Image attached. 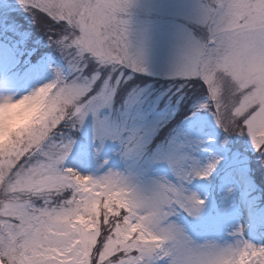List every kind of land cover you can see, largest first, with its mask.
<instances>
[{
	"label": "snow or ice",
	"instance_id": "6c2138e0",
	"mask_svg": "<svg viewBox=\"0 0 264 264\" xmlns=\"http://www.w3.org/2000/svg\"><path fill=\"white\" fill-rule=\"evenodd\" d=\"M20 3L37 21H47L50 42L70 65L94 62L99 75L105 69L113 75L144 70L126 41L128 0ZM201 22L207 35L192 42L178 66L181 82L203 89L219 124L246 133L264 158V0H208ZM48 70L47 63L34 68L37 76ZM91 82L83 75L70 81L56 69L54 79L29 92H46L52 112L0 157V264H145L163 250L167 236L156 230L159 199L135 192L118 176L93 177L64 166L71 142L56 136L84 118ZM9 86L0 79V88ZM213 167L198 174L206 176ZM191 199L189 210L203 203ZM182 264H264V244L240 240L190 250Z\"/></svg>",
	"mask_w": 264,
	"mask_h": 264
},
{
	"label": "rangeland",
	"instance_id": "374dc122",
	"mask_svg": "<svg viewBox=\"0 0 264 264\" xmlns=\"http://www.w3.org/2000/svg\"><path fill=\"white\" fill-rule=\"evenodd\" d=\"M207 3L128 0L126 41L144 70L113 75L105 69L99 75L94 62L87 68L69 64L50 42L43 17L37 21L20 0H0V79L10 85L0 95L27 94L54 79L56 69L70 81L91 78L84 118L64 125L56 139L71 142L65 167L118 176L135 192L161 201L156 230L167 239L145 264H182L190 250L240 240L264 244V158L246 133L226 131L209 97L203 90L191 93L177 71L192 42L207 35L201 22ZM40 63L49 70L37 76ZM187 95H193L188 109L177 116ZM209 165L208 175L198 174ZM81 179L87 183L89 177ZM193 197L203 203L189 210Z\"/></svg>",
	"mask_w": 264,
	"mask_h": 264
},
{
	"label": "clouds",
	"instance_id": "9594fccd",
	"mask_svg": "<svg viewBox=\"0 0 264 264\" xmlns=\"http://www.w3.org/2000/svg\"><path fill=\"white\" fill-rule=\"evenodd\" d=\"M51 112L46 92L0 100V153L7 152L17 138L30 136L49 119Z\"/></svg>",
	"mask_w": 264,
	"mask_h": 264
},
{
	"label": "trees",
	"instance_id": "16d2710c",
	"mask_svg": "<svg viewBox=\"0 0 264 264\" xmlns=\"http://www.w3.org/2000/svg\"><path fill=\"white\" fill-rule=\"evenodd\" d=\"M187 81V80H186ZM178 82V81H176ZM186 87H188L187 89H189V91L192 93L193 91H202L203 89H201L198 85L196 87H193L192 84L190 83H185ZM193 95H187L186 99H185V103H184V107L182 108V111H179L180 113L177 114V116L180 114H183L187 111L188 109V101L190 100V98L192 97Z\"/></svg>",
	"mask_w": 264,
	"mask_h": 264
}]
</instances>
